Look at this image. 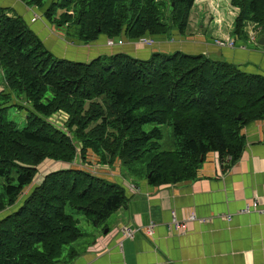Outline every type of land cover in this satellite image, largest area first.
<instances>
[{"label": "trees", "instance_id": "16d2710c", "mask_svg": "<svg viewBox=\"0 0 264 264\" xmlns=\"http://www.w3.org/2000/svg\"><path fill=\"white\" fill-rule=\"evenodd\" d=\"M43 9L52 25L74 28L82 44L100 36L135 41L186 35L195 0H20ZM237 9L232 36L248 40L247 24L264 37V0H229ZM0 71L33 113L22 128L0 108V264H63L82 232L69 206L95 228L128 202L124 186L82 169L52 170L33 180L45 160L72 163L80 145L101 165L127 168L146 153L148 185L193 181L209 152L229 167L245 146L244 126L264 121V75L225 60L181 51L137 59L123 52L88 62L57 59L12 9L0 7ZM7 97V96H5ZM66 115L65 132L48 119ZM239 116V119L237 117ZM146 124L155 126L148 132ZM172 126L176 148L159 151L160 125ZM130 169V168H129ZM149 175V176H148ZM29 187L24 193V188ZM65 260V261H64Z\"/></svg>", "mask_w": 264, "mask_h": 264}, {"label": "crops", "instance_id": "0c3cea01", "mask_svg": "<svg viewBox=\"0 0 264 264\" xmlns=\"http://www.w3.org/2000/svg\"><path fill=\"white\" fill-rule=\"evenodd\" d=\"M218 4L219 0H195L192 6L208 5L211 18L221 25L215 37L205 38L198 28L199 22L194 31L189 29L183 36L176 31L153 36L151 46L124 40L123 45L109 48L104 36L89 44L70 45L58 33L51 32L53 25L41 10L29 8L20 0H0L1 8L12 9L21 16L44 48L61 59L88 62L117 52L147 59L154 52L178 50L225 60L246 73L264 75V44H258L263 36L256 31L255 24H247L248 40L236 39L231 34L233 22L223 18ZM34 16L38 18L33 21ZM206 18L211 19L210 15ZM225 40H233L234 46L215 45L216 41ZM241 133L245 146L235 164L226 167L227 160L220 163L218 155L209 152L197 179L174 185L152 187L145 177L125 178L112 165L99 164L91 154L89 165L74 160L79 169L124 186L128 202L105 221V230L91 225L90 234L81 231L82 236L69 248L75 257L63 264H264V121L244 126ZM53 163L59 166L62 162ZM254 200L260 202L261 211L242 212ZM190 212L205 221L187 223L185 234L172 232V214L181 220ZM150 223L154 229L147 236L142 230ZM123 226L137 230L133 239L122 238Z\"/></svg>", "mask_w": 264, "mask_h": 264}, {"label": "rangeland", "instance_id": "374dc122", "mask_svg": "<svg viewBox=\"0 0 264 264\" xmlns=\"http://www.w3.org/2000/svg\"><path fill=\"white\" fill-rule=\"evenodd\" d=\"M50 0H44L45 6L48 5ZM219 9L220 13L222 14L223 18L225 20L234 21V17L236 14V10L231 7L227 0H219ZM31 8V7H29ZM202 9V10H201ZM43 12V9L41 10ZM232 13V15H231ZM210 18L212 17L211 14H209V7L208 5H202L198 6L197 8L193 7L190 10V16H189V24H188V30L191 29L194 31V28L196 24L200 22V26L198 27L203 36L205 38H212L215 37V34L217 31H220V27L214 18L207 19L206 16H209ZM33 20H36L38 17L34 16ZM53 31L59 34V38H61L63 41L70 45H78L81 44L75 37H74V28L73 27H60V26H55L53 25ZM58 37V36H57ZM168 38H171L168 36ZM57 59H60L56 56H54ZM7 96V97H5ZM7 107V117L9 120L15 122L18 127L22 128L26 125L27 122V117L31 113H33L32 107L30 103L25 99L23 95L17 96L16 93L10 92V90L5 86L2 72L0 71V108ZM53 126L58 128L59 130L65 132V126L64 122L66 121V115L58 113L54 116H52L48 120ZM155 125L154 124H146L143 126V130L145 132L150 131ZM159 129L161 130L162 133V140L159 141L160 148L159 151H164V150H173L176 148V143H177V138L173 134L172 126L168 124L160 125ZM76 148H77V154L74 160L79 159L81 162H86L89 165V160L88 156L86 160H83L80 158L79 155V149L80 145L76 142V140H73ZM153 155L152 152L146 153L144 157L137 161L134 165L131 167L127 168L126 166H123L119 163L114 162V165H112V168H116L117 171H120L123 177L127 178V175L135 180H139L140 178H144L146 174V165ZM74 162V161H73ZM72 163H60L58 166L57 164H54L53 161L45 160L42 162L38 167H37V174L33 180L34 183H39L41 181V178L45 175V173L52 171V170H58L66 167H78L77 164ZM116 163V164H115ZM109 166V165H107ZM79 168V167H78ZM105 179V178H104ZM108 179V178H107ZM106 179V180H107ZM108 181L111 182V180L108 179ZM29 187L24 188V193L28 192ZM65 211L67 214L73 216L76 220H78V227L79 229L86 233L90 234V230H92L91 225L87 222V220L84 218L83 215L77 213L74 209L70 208L69 206L65 207ZM6 215V211L0 213V219ZM111 216V215H110ZM109 216V217H110ZM108 217V218H109ZM105 224V223H104ZM103 228V227H102ZM105 230V229H104ZM103 230V231H104ZM185 234V233H184ZM74 245V244H73ZM72 244L70 245L71 247L73 246ZM70 246H67L64 250V255L69 252Z\"/></svg>", "mask_w": 264, "mask_h": 264}, {"label": "built area", "instance_id": "2783aa9c", "mask_svg": "<svg viewBox=\"0 0 264 264\" xmlns=\"http://www.w3.org/2000/svg\"><path fill=\"white\" fill-rule=\"evenodd\" d=\"M34 21V20H33ZM252 37V35H251ZM133 43L136 44H140L142 46H151L153 45V41L151 39V37L145 36L142 38H139L138 40L132 41ZM124 41L121 38H109L106 40V46H108L109 48L114 47V46H121L123 45ZM215 45L218 46H229V47H233L234 46V41L233 40H225V41H216ZM49 120V119H48ZM260 202L258 200H254L252 202L251 205L246 206L242 212L244 213H248V212H252L254 210H258L261 211V209H259V204ZM227 219H230L229 216L226 217ZM205 220L204 219H200L198 218L194 212H190L187 214V216H185L183 219L178 220L176 218V216L174 214H172L171 217V222H170V230L174 233L177 234H184L187 231V223L189 222H198V223H203ZM154 229V224H149L148 226H146L145 228H143V232L147 235L150 236L152 235ZM139 230V229H138ZM120 232L122 235V238L124 240H131L134 237L135 232H137V230L135 229H130L126 226H123L120 228Z\"/></svg>", "mask_w": 264, "mask_h": 264}, {"label": "water", "instance_id": "95a60500", "mask_svg": "<svg viewBox=\"0 0 264 264\" xmlns=\"http://www.w3.org/2000/svg\"><path fill=\"white\" fill-rule=\"evenodd\" d=\"M259 45H263L264 44V37H261L258 41ZM237 119H239V116L237 117ZM149 176V175H148Z\"/></svg>", "mask_w": 264, "mask_h": 264}]
</instances>
